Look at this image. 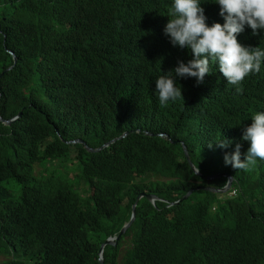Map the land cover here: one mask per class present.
<instances>
[{"label":"trees","instance_id":"16d2710c","mask_svg":"<svg viewBox=\"0 0 264 264\" xmlns=\"http://www.w3.org/2000/svg\"><path fill=\"white\" fill-rule=\"evenodd\" d=\"M173 2L0 0V116L22 114L0 123V264H100V245L144 194L156 205L138 204L104 264H264V160L249 170L223 160L237 144L247 154L264 59L240 94L211 60L201 84L175 77L193 56L164 32ZM237 40L264 50V31L245 26ZM165 74L183 99L162 106L155 80ZM116 138L98 152L69 143L97 149ZM228 176L229 193L198 190L222 189Z\"/></svg>","mask_w":264,"mask_h":264},{"label":"clouds","instance_id":"9594fccd","mask_svg":"<svg viewBox=\"0 0 264 264\" xmlns=\"http://www.w3.org/2000/svg\"><path fill=\"white\" fill-rule=\"evenodd\" d=\"M170 16L172 18L168 19L164 28L170 43L189 49L193 56L186 64L178 61L170 71L175 77H194L197 84H201L210 73L211 60L218 63L227 83L236 86L235 90L240 94L244 78L260 71L264 50L241 45L237 36L245 26L252 30L253 35L258 30L264 31V0H213L202 3L200 0H174ZM175 77L165 74L155 80V92L162 106L170 100L183 99L181 86H177ZM242 139L250 143L244 160L240 158L239 144L232 153H225L223 160L225 165L234 169L249 170L255 166L257 158L264 160L263 108L251 116V124L243 129ZM229 143L222 140L216 144L223 149Z\"/></svg>","mask_w":264,"mask_h":264},{"label":"water","instance_id":"95a60500","mask_svg":"<svg viewBox=\"0 0 264 264\" xmlns=\"http://www.w3.org/2000/svg\"><path fill=\"white\" fill-rule=\"evenodd\" d=\"M13 58H14V62L16 63L17 62V59H16V56L12 53H10ZM12 69V67L8 68L6 71ZM5 72H3L1 75H0V78L2 77V75L4 74ZM22 114L20 113L18 115V117L14 118L13 120L11 121H4L1 116H0V123L4 124L5 126H11L13 123L17 122L20 118H21ZM126 134H123L122 136H120L119 138H122L124 137ZM163 137H165L164 135H162ZM119 138H116V139H113L107 143H105L104 145H102L101 147L97 148V149H93V148H90L88 147L84 141L82 140H75V141H71L69 143H80V144H84L87 148L88 151L90 152H98L100 151L101 149L103 148H106L109 144L115 142L117 139ZM185 149V154H186V158H187V161L188 163L190 164L191 168L195 171V173L197 175H201L200 172L196 169L195 165L193 164L192 160H191V157L189 155V152H188V149L186 147H184ZM221 176V174H217V175H214V176H209V177H206L207 180H214V179H218L219 177ZM224 176H227V175H224ZM232 183H233V178L230 176H228V183L226 186H224L222 189H215V188H212V187H207V188H199L198 190H203V191H206V192H209V193H212V194H219V195H223V194H226L228 193L231 188H232ZM194 191H190L186 196H184L179 202H176L174 204H172V206H177L183 202H185L186 200H188V198H190L192 196ZM144 199H148L153 205H156V202L158 201V198L154 195H141L140 197L137 198L136 200V203L133 205L132 207V215H131V219L129 221L128 224H126L125 226L122 227V229L120 230V232H118V234L115 236V237H108L107 239L104 240V242L100 245V248H99V254H100V258H99V263L100 264H104L103 263V259H102V252H103V249L106 245H116V242L119 241L121 239L122 236H124L127 232V230L133 226V224L135 223V220H136V210H137V206L138 204L141 203L142 200Z\"/></svg>","mask_w":264,"mask_h":264},{"label":"rangeland","instance_id":"374dc122","mask_svg":"<svg viewBox=\"0 0 264 264\" xmlns=\"http://www.w3.org/2000/svg\"><path fill=\"white\" fill-rule=\"evenodd\" d=\"M71 179H72V178H71ZM79 190H80L82 193H84V192H86V187H85L83 184H81L80 187H79ZM7 259H8V257L0 256V262H2V261H6Z\"/></svg>","mask_w":264,"mask_h":264}]
</instances>
